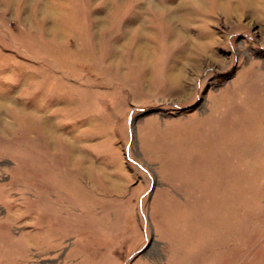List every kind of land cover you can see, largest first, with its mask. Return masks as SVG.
Masks as SVG:
<instances>
[{"label": "rangeland", "instance_id": "obj_1", "mask_svg": "<svg viewBox=\"0 0 264 264\" xmlns=\"http://www.w3.org/2000/svg\"><path fill=\"white\" fill-rule=\"evenodd\" d=\"M0 264H264V0H0Z\"/></svg>", "mask_w": 264, "mask_h": 264}, {"label": "bare ground", "instance_id": "obj_2", "mask_svg": "<svg viewBox=\"0 0 264 264\" xmlns=\"http://www.w3.org/2000/svg\"><path fill=\"white\" fill-rule=\"evenodd\" d=\"M195 1H196V0H195ZM107 6H108V5H107ZM186 6H187V5H186ZM176 16H177V15H176ZM48 124H49V123H48ZM45 127H46V126H45ZM46 128H47V131H48V130L51 131L53 127L47 126ZM53 130H54V129H53Z\"/></svg>", "mask_w": 264, "mask_h": 264}]
</instances>
